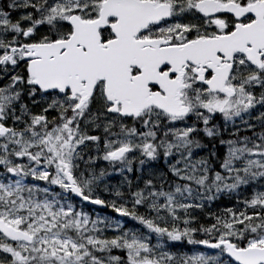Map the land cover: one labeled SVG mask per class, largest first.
I'll return each mask as SVG.
<instances>
[{
	"label": "snow or ice",
	"instance_id": "obj_1",
	"mask_svg": "<svg viewBox=\"0 0 264 264\" xmlns=\"http://www.w3.org/2000/svg\"><path fill=\"white\" fill-rule=\"evenodd\" d=\"M0 264H264V0H0Z\"/></svg>",
	"mask_w": 264,
	"mask_h": 264
},
{
	"label": "trees",
	"instance_id": "obj_2",
	"mask_svg": "<svg viewBox=\"0 0 264 264\" xmlns=\"http://www.w3.org/2000/svg\"><path fill=\"white\" fill-rule=\"evenodd\" d=\"M112 183H114V182H112Z\"/></svg>",
	"mask_w": 264,
	"mask_h": 264
},
{
	"label": "rangeland",
	"instance_id": "obj_3",
	"mask_svg": "<svg viewBox=\"0 0 264 264\" xmlns=\"http://www.w3.org/2000/svg\"><path fill=\"white\" fill-rule=\"evenodd\" d=\"M134 223V222H133Z\"/></svg>",
	"mask_w": 264,
	"mask_h": 264
}]
</instances>
